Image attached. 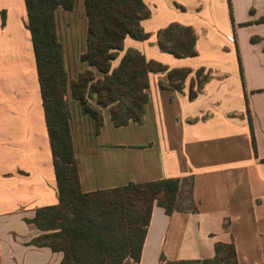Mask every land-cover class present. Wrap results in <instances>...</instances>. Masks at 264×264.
<instances>
[{"label":"crops","instance_id":"1","mask_svg":"<svg viewBox=\"0 0 264 264\" xmlns=\"http://www.w3.org/2000/svg\"><path fill=\"white\" fill-rule=\"evenodd\" d=\"M143 2L150 14L140 24L148 37L126 36L111 67L132 48L166 69L148 72L142 123L114 126L107 107L97 133L81 112L71 121L80 187L87 192L192 176L197 211L167 214L153 204L140 258L132 264H160L161 256L212 258L215 243H233L237 264H264V0ZM57 13L66 29L63 54H82V0L73 11L58 7L55 19ZM26 22L24 0H0V264H60L62 252L30 243L41 231L24 221L57 202ZM172 22L193 28L195 56L177 58L158 47L157 32ZM175 68L190 70L179 91L161 85ZM200 68L207 79L189 98Z\"/></svg>","mask_w":264,"mask_h":264},{"label":"trees","instance_id":"2","mask_svg":"<svg viewBox=\"0 0 264 264\" xmlns=\"http://www.w3.org/2000/svg\"><path fill=\"white\" fill-rule=\"evenodd\" d=\"M27 22L35 55L37 76L52 164L57 202L35 209L33 224L41 233L30 243L63 253L60 264H132L140 258L141 248L153 204L165 213L195 212L192 176L82 191L71 138L69 99L76 100L95 132L103 125L102 109H109L114 126L129 121L142 123L148 101V72L165 70L147 61L136 49H126L118 65L111 67L126 36L137 40L148 37L140 21L150 14L143 0H82L87 20L86 49L80 61L101 74L96 78L87 68L68 80L64 68L63 46L56 34L55 11H73L75 0H24ZM229 2V0H228ZM264 21V17L261 18ZM196 35L191 26L170 23L157 32V45L174 57L195 56ZM190 70L175 68L167 72L164 88L180 90ZM196 71V90L190 85L188 97L194 98L207 79ZM94 100V104L92 103ZM214 256L202 260H166L160 264H217L232 259L237 264L233 243H215Z\"/></svg>","mask_w":264,"mask_h":264},{"label":"rangeland","instance_id":"3","mask_svg":"<svg viewBox=\"0 0 264 264\" xmlns=\"http://www.w3.org/2000/svg\"><path fill=\"white\" fill-rule=\"evenodd\" d=\"M259 5H262V6H264V4L263 3H261V4H259ZM58 12H60V11H58ZM60 19L61 20H64L63 18H62V16H61V14H59V13H57V19H55V22H57V24H58V28H56V34H57V38L59 39V41L61 42V40H62V33L61 32H63V29L64 30H66L65 29V24H62V22H61V24H60ZM57 20V21H56ZM64 25V26H63ZM68 31V34L70 33H72V30L71 29H68L67 30ZM66 44L68 45V46H74V43H75V41H73V39H71V40H69V39H67L66 38ZM62 44V43H61ZM79 57H80V55H74V54H63V59H64V68H65V71H66V74H67V78H68V80L69 81H71V80H73V79H76L77 78V75L80 73V72H83L84 70H86L87 68H89V69H91V70H93V72H94V76L96 77V78H99L98 77V75H100L101 76V74L99 73V72H97L94 68H92V67H88L87 66V64H86V67L85 68H83V69H81L80 70V68H79V66H81L80 65V59H79ZM204 74H206V73H204V71L201 73V75H200V77H202ZM199 78H197V80H198ZM68 100H69V106H70V110H71V118H70V120L74 123H76V120H75V118H77L76 116L77 115H80L81 113H80V107H79V104H78V102L76 101V100H73V99H69L68 98ZM92 103L94 104V100H92ZM83 117H85V116H83ZM87 117V116H86ZM77 123H79V125H80V121H78ZM217 264H233V262H232V259H229L228 260V262H224V261H219V262H217Z\"/></svg>","mask_w":264,"mask_h":264}]
</instances>
